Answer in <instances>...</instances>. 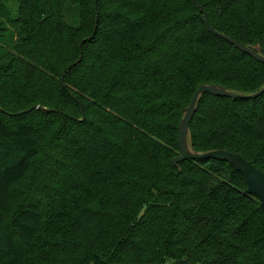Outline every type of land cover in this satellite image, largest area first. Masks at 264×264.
<instances>
[{
  "label": "trees",
  "instance_id": "trees-1",
  "mask_svg": "<svg viewBox=\"0 0 264 264\" xmlns=\"http://www.w3.org/2000/svg\"><path fill=\"white\" fill-rule=\"evenodd\" d=\"M195 1L214 31L264 49V0ZM0 43V264H264L242 175L171 164L200 85H264L192 0H0ZM190 135L264 175V94L204 95Z\"/></svg>",
  "mask_w": 264,
  "mask_h": 264
},
{
  "label": "water",
  "instance_id": "water-1",
  "mask_svg": "<svg viewBox=\"0 0 264 264\" xmlns=\"http://www.w3.org/2000/svg\"><path fill=\"white\" fill-rule=\"evenodd\" d=\"M192 2L203 15L204 23L211 34L227 42L239 52L249 56L250 58L264 65V49H262L259 45L252 47L243 46L242 44L238 43L235 40H232L228 36L214 31L209 24L204 10L199 6V4L195 0H192ZM80 49L81 48L79 47V50ZM80 61L81 53L80 58L76 64L80 63ZM206 94L214 97L229 98L231 100L256 99L264 94V85L257 92L251 94L237 93L220 85H200L195 91L189 105L182 110V118L178 126L177 139L179 155L171 161L172 166L174 168H178V165L180 163L190 160L195 161L212 159L219 162H225L232 166L236 171H238L242 175L246 185V190L244 194L256 197L259 200L261 206L264 207V175L258 169H256L252 165V163L246 161L239 154L230 153L225 150H212L204 153H197L194 151L191 142L190 124L196 113L200 99ZM36 109L40 111L45 110L42 107H36Z\"/></svg>",
  "mask_w": 264,
  "mask_h": 264
},
{
  "label": "rangeland",
  "instance_id": "rangeland-1",
  "mask_svg": "<svg viewBox=\"0 0 264 264\" xmlns=\"http://www.w3.org/2000/svg\"><path fill=\"white\" fill-rule=\"evenodd\" d=\"M9 5L12 6V1L9 2ZM0 45H2V44L0 43ZM18 205H19V204L15 202V203L11 206L10 211H9V213H8L7 222H9V220L11 219V217H12V215L14 214V212L16 211Z\"/></svg>",
  "mask_w": 264,
  "mask_h": 264
}]
</instances>
